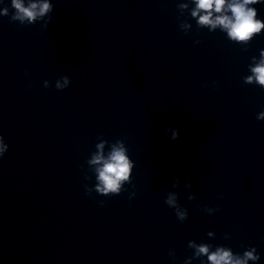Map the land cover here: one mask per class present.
<instances>
[{
	"label": "clouds",
	"instance_id": "9594fccd",
	"mask_svg": "<svg viewBox=\"0 0 264 264\" xmlns=\"http://www.w3.org/2000/svg\"><path fill=\"white\" fill-rule=\"evenodd\" d=\"M195 5L191 10V17L195 18L197 27L202 29L207 26L209 32L219 31L226 33L227 39L233 43H239L242 47H247L251 41L258 35L264 34V20L258 15V9L254 7L257 4L264 3V0H190ZM188 8L187 3L177 4L178 10ZM10 9L12 10L10 13ZM53 4L50 0H11L10 8L8 6L0 8V16H10L12 22H19L21 25H33L38 21H44L43 27L47 28L51 20ZM214 13L219 14L215 15ZM180 17L178 16V20ZM191 28L190 23H181L180 29L187 34ZM195 43H200L199 40ZM250 74L243 77V83L255 85L264 90V49L259 52V58L253 56L248 65ZM71 81L68 76H61L55 82L57 90H64L69 87ZM43 86L48 88L50 82L45 80ZM31 87V85H29ZM258 120H264V111L257 115ZM166 131L171 133V139L179 138V130L168 127ZM98 143L95 144V151L90 154L86 163L89 170L94 172L95 184L89 187L85 184V194L91 196L92 192L100 196L112 197L118 196L128 189L123 185H131L133 190L129 192V200L135 195V185L132 182L135 162L131 160L128 154V148L121 139L108 141L104 139L103 134L97 136ZM108 146L107 154L105 147ZM8 151V144L3 135H0V159ZM81 171H84L83 165H79ZM92 176L85 173L84 179L90 180ZM180 185L179 178L172 180V187L177 188ZM185 188H191V182L184 183ZM222 198V197H221ZM189 200H194L195 196L190 195ZM165 204L172 208L177 219L184 222L188 219V211L178 202V196L175 192H168ZM103 207L105 201H99ZM219 207L203 208L208 214L218 212ZM207 236L214 237L215 233L209 231ZM225 239H229V234H224ZM187 247L193 250V254L188 257L184 264H192L193 260H199V264H256L260 260L255 247H249L243 254L234 253L230 247L215 246L209 243H197L194 240L188 242ZM169 256L175 258L174 250H170ZM206 257V260H205Z\"/></svg>",
	"mask_w": 264,
	"mask_h": 264
}]
</instances>
